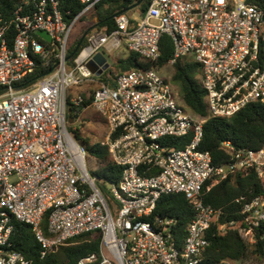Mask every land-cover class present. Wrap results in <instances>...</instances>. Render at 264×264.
<instances>
[{"label": "built area", "instance_id": "2783aa9c", "mask_svg": "<svg viewBox=\"0 0 264 264\" xmlns=\"http://www.w3.org/2000/svg\"><path fill=\"white\" fill-rule=\"evenodd\" d=\"M79 1L84 8L70 24L57 0H25L11 19L0 18V264H32L9 248L13 220L31 227L41 257L98 231V252L76 264H198L223 214L202 199L204 185L214 179L209 190L249 169L264 176V148L239 149L225 141L230 160L215 166L201 149L206 120L179 101L154 68L117 74L113 85L100 82L77 95L69 89L97 81L87 68L97 53L126 48L155 62L168 35L173 54L167 65L190 57L201 69L209 116L232 118L264 102L263 10L247 0H151L143 16L122 13L112 31L93 30L69 64L73 27L102 0ZM52 55L59 61L51 74L28 88L17 86L36 71L38 59L48 63ZM68 106L74 114L93 107L105 118L101 144L121 168L119 182L109 183L120 205L115 212L88 172L85 146L67 129ZM187 137L190 142L179 148L177 141ZM171 194H183L193 210L183 237L175 218L154 214L159 199ZM241 214L240 234L252 244L256 229L264 230V199L245 201Z\"/></svg>", "mask_w": 264, "mask_h": 264}, {"label": "trees", "instance_id": "16d2710c", "mask_svg": "<svg viewBox=\"0 0 264 264\" xmlns=\"http://www.w3.org/2000/svg\"><path fill=\"white\" fill-rule=\"evenodd\" d=\"M25 0H0V18L3 21L11 19L15 11L24 5ZM63 17L68 24L83 10L84 5L79 0H57ZM140 0H102L89 13L79 18L80 22H89L81 35L74 41L66 56H70L79 43L82 35L93 30L110 32L115 29V16L133 14L143 16L151 0H143L138 6L132 8ZM256 4L263 10L264 0H247ZM87 34V35H88ZM87 44L84 38L78 51L69 59L73 61L79 51ZM264 46V43H263ZM161 55L158 61L152 62L144 59L139 54L129 52L124 58L117 59L113 64V77L116 73L128 72L136 69L154 68L158 72L167 65L173 54V45L168 35H163L160 43ZM58 58L50 56L48 63L37 60L36 71L18 83V87L28 88L41 80V75L48 72L58 63ZM172 80L180 85L182 103L188 107L197 117L204 118V137L201 149L208 151L215 166L227 164L230 155L223 149L222 143L231 141L239 149L259 150L264 148V102H254L247 105L239 113L229 119L210 117L205 102V91L201 81L196 79L199 65L184 57L173 66ZM110 68V67H109ZM117 70L118 72H116ZM166 79V78H165ZM167 80V79H166ZM104 83L113 85V80H103ZM70 114L73 108H70ZM82 112V108L79 109ZM76 138L81 141L87 151V156L98 167L97 179L106 183H118L121 176V168L115 165L108 153L107 147L99 144H90L87 139L80 136L79 131H73ZM190 142V137L177 141L179 148H183ZM214 179H210L204 185L201 197L206 204L222 210V216L213 223L209 236L210 245L202 260L198 264H226V261H242L247 255L264 259V230L257 228L255 242L250 244L240 234L243 227V215L241 214L243 203L253 197L260 196L264 199V176L260 177L255 169H249L230 175L227 179L216 183L207 190ZM243 198V200H241ZM240 201L238 202L237 200ZM162 217H172L177 220L181 236L185 234V226L193 217L191 203L183 194H171L162 196L154 212ZM234 220V226L229 222ZM225 229L220 231V226ZM101 235L98 231L84 233L69 240L57 250L49 252L41 257V246L35 239L29 225L13 220V233L10 240V249L24 254L32 264H76L82 257L98 252Z\"/></svg>", "mask_w": 264, "mask_h": 264}, {"label": "rangeland", "instance_id": "374dc122", "mask_svg": "<svg viewBox=\"0 0 264 264\" xmlns=\"http://www.w3.org/2000/svg\"><path fill=\"white\" fill-rule=\"evenodd\" d=\"M91 24L89 22H77L75 26L73 27L68 41V48L67 51L69 52L72 44L74 41L81 35L83 29L87 28L88 25ZM126 52L125 49H123V52ZM117 51L107 53L105 52V56L110 64V68L106 70L100 77H98L97 81L92 84L82 85L80 87H73L69 89V93L72 95H77L79 91L86 89H96L100 82H104V79L114 80L115 77H113V64L118 59L117 57ZM91 60L87 62V68L95 74V71L93 67L90 64ZM174 68L172 66H164L162 70L159 71V73L169 80L175 91L179 95V101H181V89L180 85L172 80V77L174 75ZM118 72L117 70H115ZM119 74L116 73L115 76ZM196 79L201 81V69L197 70ZM69 106L67 107V114H66V123H67V129L70 133V135L73 137V139L80 145H83L79 139L76 138L73 131L78 130L79 134L82 138L87 139L90 144H99L105 141L107 132H108V126L105 121V118L101 116L93 107H89L86 110L74 114H70ZM85 164L88 169V172L91 176H96L100 169L96 166L93 160H91L87 154L85 158ZM97 185L101 188L104 196L106 197L110 208L113 212L116 211L117 208L120 207L119 203L114 201L110 192L111 185L109 183L104 182L103 180L97 179ZM248 240V239H246ZM244 260L242 261H234L231 262V264H264V259L256 258L253 255H247Z\"/></svg>", "mask_w": 264, "mask_h": 264}, {"label": "water", "instance_id": "95a60500", "mask_svg": "<svg viewBox=\"0 0 264 264\" xmlns=\"http://www.w3.org/2000/svg\"><path fill=\"white\" fill-rule=\"evenodd\" d=\"M143 0H140L139 2H137L134 6L131 7L132 8H135L136 6H138ZM263 20H264V17H263ZM88 31L87 30L81 37L79 43L77 44L75 50L73 51V53L68 56L66 58V61H68L77 51L78 49L80 48L81 44H82V41L84 40V38L87 36L88 34ZM39 36H41L43 39H45L46 41H51V37L49 36V34L45 31H38L37 33ZM91 66L93 67L94 71H95V75L97 77H100L106 70L109 69L110 67V64L106 58V56L102 53H97L93 59H91V62H90ZM57 67V65H55L53 68H51L48 72L44 73L43 75H41V78L43 77H46L48 76L49 74H51L55 68Z\"/></svg>", "mask_w": 264, "mask_h": 264}, {"label": "crops", "instance_id": "0c3cea01", "mask_svg": "<svg viewBox=\"0 0 264 264\" xmlns=\"http://www.w3.org/2000/svg\"><path fill=\"white\" fill-rule=\"evenodd\" d=\"M132 17L133 18H137V17H139V15L138 14H133ZM123 49H125L126 52L125 51L123 52ZM117 52H118L117 53L118 59L119 58H124V57H126L129 54V51L126 48H122V49L118 50Z\"/></svg>", "mask_w": 264, "mask_h": 264}]
</instances>
